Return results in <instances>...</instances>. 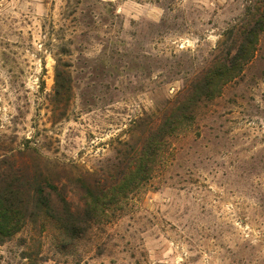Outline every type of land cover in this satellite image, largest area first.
I'll use <instances>...</instances> for the list:
<instances>
[{"label": "rangeland", "instance_id": "374dc122", "mask_svg": "<svg viewBox=\"0 0 264 264\" xmlns=\"http://www.w3.org/2000/svg\"><path fill=\"white\" fill-rule=\"evenodd\" d=\"M255 2L0 0V172L40 167L78 209L238 43ZM191 116L145 188L76 240L29 223L0 264H264V32Z\"/></svg>", "mask_w": 264, "mask_h": 264}, {"label": "trees", "instance_id": "16d2710c", "mask_svg": "<svg viewBox=\"0 0 264 264\" xmlns=\"http://www.w3.org/2000/svg\"><path fill=\"white\" fill-rule=\"evenodd\" d=\"M254 7V8H253ZM238 43L223 52L213 65L192 85L186 96L162 116L156 129L142 141L134 157L112 181H94L82 187L83 205L72 207L67 192L50 174L23 163L0 172V243L9 240L29 223L46 222L55 233L69 240L79 239L93 224L106 217L121 201L145 188L158 164H161L166 140L183 131L191 114L203 100H211L228 81L235 79L256 52L260 33L264 32V0H256L245 19L230 30ZM55 74L54 95L60 100L69 91ZM67 83V81H65ZM190 119V121H188Z\"/></svg>", "mask_w": 264, "mask_h": 264}]
</instances>
